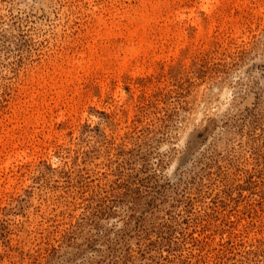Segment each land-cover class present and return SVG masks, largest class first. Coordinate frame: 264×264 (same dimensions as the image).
Instances as JSON below:
<instances>
[{
    "label": "rangeland",
    "instance_id": "374dc122",
    "mask_svg": "<svg viewBox=\"0 0 264 264\" xmlns=\"http://www.w3.org/2000/svg\"><path fill=\"white\" fill-rule=\"evenodd\" d=\"M0 138V264H264V0H0Z\"/></svg>",
    "mask_w": 264,
    "mask_h": 264
},
{
    "label": "bare ground",
    "instance_id": "6f19581e",
    "mask_svg": "<svg viewBox=\"0 0 264 264\" xmlns=\"http://www.w3.org/2000/svg\"><path fill=\"white\" fill-rule=\"evenodd\" d=\"M100 29H101V28H100ZM96 31H97V29H96ZM105 32H106V31H105ZM96 33H97V32H96ZM96 33H95V34H96ZM130 36H131V35H130ZM104 37H105V36H104ZM130 43H132V42H131V38H130L129 44H130ZM91 45H92V44H91ZM92 46H93V45H92ZM92 46H91V48H92ZM90 55H91V54H90ZM69 76H71V75H69ZM225 93H226V92H225V88H224V89L222 90V92L220 93V96H219V97H220V98H223V97L225 96V95H224ZM223 107H224V106H223ZM213 108H214V107H213ZM221 108H222V105H221ZM212 110H213V109H212ZM201 113H202V111H199V110L193 112L192 118H193L194 120H195V119L198 120L197 118L200 117ZM190 127H192V126H189V129H190ZM2 129H3V128H2ZM187 131H188V130H187ZM187 131H186V132H187ZM5 133H7V132H5ZM25 134H27L26 131H25ZM1 135H2V134H1ZM4 135H5V134H4ZM6 135H9V134H6ZM184 135H185V132H184ZM23 136H25V135L23 134ZM27 136H28V135H27ZM2 137H3V136H2ZM0 139H1V138H0ZM6 140H7V139H6ZM23 140H24V138H23ZM23 140H22V141H23ZM6 142H7V141H5V143H6ZM8 142H10V141H8ZM8 142H7V143H8ZM23 142H26V140L23 141ZM11 143H12V140H11ZM11 143H10V145H11ZM15 144H16V142H15ZM7 145H8V144H7ZM15 146H16V145H15Z\"/></svg>",
    "mask_w": 264,
    "mask_h": 264
}]
</instances>
